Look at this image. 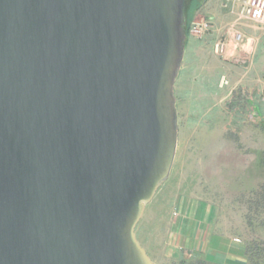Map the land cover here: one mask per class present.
I'll return each mask as SVG.
<instances>
[{"label":"water","instance_id":"water-1","mask_svg":"<svg viewBox=\"0 0 264 264\" xmlns=\"http://www.w3.org/2000/svg\"><path fill=\"white\" fill-rule=\"evenodd\" d=\"M187 3L0 0V264H154Z\"/></svg>","mask_w":264,"mask_h":264},{"label":"rangeland","instance_id":"rangeland-1","mask_svg":"<svg viewBox=\"0 0 264 264\" xmlns=\"http://www.w3.org/2000/svg\"><path fill=\"white\" fill-rule=\"evenodd\" d=\"M207 1L188 0V21L212 20L203 14ZM226 4L231 6L225 0L223 8ZM229 18L224 26L230 21L232 27L236 18ZM223 30L215 33L214 23L212 34L187 37L175 84L179 136L173 170L136 228L141 246L157 264L199 263L161 258L164 231L149 232L150 223L157 222L153 210L166 212L161 222L167 224L181 197L208 205L217 231L247 248H264V25L243 22L231 32L244 33L243 42L221 52V42H234ZM222 77L229 84L220 87ZM153 240L155 248L149 247Z\"/></svg>","mask_w":264,"mask_h":264},{"label":"crops","instance_id":"crops-1","mask_svg":"<svg viewBox=\"0 0 264 264\" xmlns=\"http://www.w3.org/2000/svg\"><path fill=\"white\" fill-rule=\"evenodd\" d=\"M224 1L208 0L203 10L204 17L214 21L217 34L224 32L223 28L228 32L231 26L229 13L222 6ZM228 18L230 21L224 26ZM229 47L231 46L228 44L227 48ZM165 214L163 210H153L154 219L158 224L151 222L149 227V232L152 233L161 234L164 231L161 258L169 259L173 263L195 259L198 264H248L246 244L217 231L214 212L210 211L208 205L181 197L175 204L167 224L161 222V218H166ZM155 242L153 240L149 247L155 248ZM146 252L149 253L148 250ZM149 255L153 263L157 264L153 256L150 253Z\"/></svg>","mask_w":264,"mask_h":264},{"label":"built area","instance_id":"built-area-1","mask_svg":"<svg viewBox=\"0 0 264 264\" xmlns=\"http://www.w3.org/2000/svg\"><path fill=\"white\" fill-rule=\"evenodd\" d=\"M231 3L229 7L228 4L224 5L229 8V14L232 15L235 19V25L229 27V31L227 35H233L234 42H228L231 46L233 43L239 44L242 43L245 35L240 30H236L233 32V29L242 25L243 22L254 24V25H264V0H228ZM191 34L202 37L204 35H209L214 32V23L212 20H203V22H193L190 29ZM227 43H220L218 47V51L224 52ZM229 82L225 77H222L220 82V87L228 85Z\"/></svg>","mask_w":264,"mask_h":264},{"label":"trees","instance_id":"trees-1","mask_svg":"<svg viewBox=\"0 0 264 264\" xmlns=\"http://www.w3.org/2000/svg\"><path fill=\"white\" fill-rule=\"evenodd\" d=\"M187 8H188V3H187ZM192 23L193 22L191 20L188 21L187 30H186L187 37H189ZM186 46H187V43H186ZM259 112L262 115V110L260 108H259ZM260 191H262L264 194V185L263 187H261ZM247 258H248V264H264V248H262L261 250H258L257 248L248 247L247 248Z\"/></svg>","mask_w":264,"mask_h":264}]
</instances>
